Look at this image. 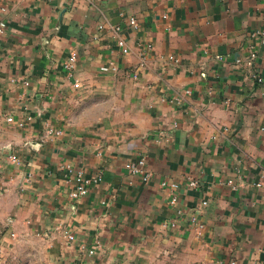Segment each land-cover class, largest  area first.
<instances>
[{"label":"crops","instance_id":"crops-1","mask_svg":"<svg viewBox=\"0 0 264 264\" xmlns=\"http://www.w3.org/2000/svg\"><path fill=\"white\" fill-rule=\"evenodd\" d=\"M0 21L15 234L51 264H264V0H0Z\"/></svg>","mask_w":264,"mask_h":264},{"label":"rangeland","instance_id":"rangeland-1","mask_svg":"<svg viewBox=\"0 0 264 264\" xmlns=\"http://www.w3.org/2000/svg\"><path fill=\"white\" fill-rule=\"evenodd\" d=\"M0 264H51L44 243L15 234L0 198ZM151 264H183L182 257L173 251L155 258Z\"/></svg>","mask_w":264,"mask_h":264},{"label":"built area","instance_id":"built-area-1","mask_svg":"<svg viewBox=\"0 0 264 264\" xmlns=\"http://www.w3.org/2000/svg\"><path fill=\"white\" fill-rule=\"evenodd\" d=\"M129 22L130 24L132 25H136V21L133 17H130L129 18ZM6 27V24L4 21H0V33H2L4 31V28ZM117 28V27H116ZM118 29V28H117ZM262 38L264 39V35L262 36ZM117 46L119 47V49L122 51L123 54H128L130 52V47L128 46L127 42L123 39V38H118L117 39ZM255 57V53L254 52H251L248 59H247V62L248 64H251V61L254 59ZM168 60L175 63V64H179L180 63V59L175 57L174 55H169L168 57ZM76 61V54L75 53H71L70 54V57L68 59V62L65 64L66 68H68L69 70H72L73 68V64L74 62ZM100 70L102 72H108V71H116L117 68L115 65H112V63L110 64H105V65H102L100 67ZM255 76V79L260 82L261 81V77L257 76V75H254ZM186 92H189V91H186ZM9 121L12 120V118H7ZM30 117L26 118V120H29ZM25 120H21V121H18V125L19 126H24L25 125ZM174 126H175V123H174ZM49 132H51V130L49 129ZM10 158L13 160V161H18L17 157H15L14 155H11ZM145 161L144 159L140 158V159H137V160H134V161H131L129 162L127 165H126V168L129 169L131 172L133 173H137V174H140L142 175V178L143 180H146L149 176V173L146 171L145 169ZM75 184H74V187L69 191L68 195L69 197L71 198H79L81 196H84L88 193V185L90 183V179L86 178L83 176V173L82 171H76V174H75ZM195 182L191 181L190 182V185H194ZM162 185H166L165 182L162 183ZM172 187H176L177 185L175 184H171ZM203 204H205V202H203ZM192 221H193V218H192ZM171 225H174V223H172ZM66 237L71 240L73 239V236L72 234L70 233H67ZM203 264H207V263H203Z\"/></svg>","mask_w":264,"mask_h":264}]
</instances>
